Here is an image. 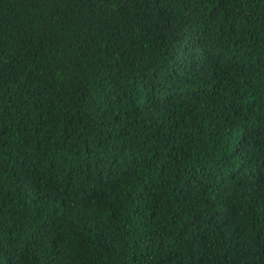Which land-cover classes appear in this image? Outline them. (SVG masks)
<instances>
[{
  "label": "trees",
  "instance_id": "trees-1",
  "mask_svg": "<svg viewBox=\"0 0 264 264\" xmlns=\"http://www.w3.org/2000/svg\"><path fill=\"white\" fill-rule=\"evenodd\" d=\"M0 264H264V0H0Z\"/></svg>",
  "mask_w": 264,
  "mask_h": 264
}]
</instances>
